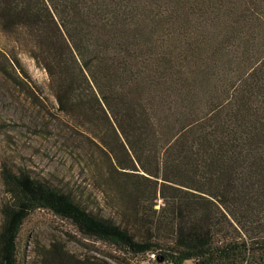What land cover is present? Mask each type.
<instances>
[{"label":"trees","instance_id":"obj_1","mask_svg":"<svg viewBox=\"0 0 264 264\" xmlns=\"http://www.w3.org/2000/svg\"><path fill=\"white\" fill-rule=\"evenodd\" d=\"M0 73L119 219L4 166L0 264L40 210L142 263L264 264V0H0Z\"/></svg>","mask_w":264,"mask_h":264},{"label":"rangeland","instance_id":"obj_2","mask_svg":"<svg viewBox=\"0 0 264 264\" xmlns=\"http://www.w3.org/2000/svg\"><path fill=\"white\" fill-rule=\"evenodd\" d=\"M22 63L33 81L48 94L46 72L26 55H22ZM50 100L53 103L52 98ZM48 124L47 111L36 108L10 78L0 73V225L5 199L1 174L4 166L15 173H27L55 189L73 191L77 197L82 195L89 211H100L119 223V219L101 201L97 189L90 185L91 180L82 173L78 161L67 156L63 145L50 137ZM77 145L81 143L77 142ZM53 245H59L81 259L97 257L111 264H142L140 257L128 256L115 246L81 236L70 222L51 212L36 211L22 226L18 257L23 264H40L41 255Z\"/></svg>","mask_w":264,"mask_h":264},{"label":"built area","instance_id":"obj_3","mask_svg":"<svg viewBox=\"0 0 264 264\" xmlns=\"http://www.w3.org/2000/svg\"><path fill=\"white\" fill-rule=\"evenodd\" d=\"M142 264H160V263L157 262L156 255L154 253H150L147 256V259H145V261Z\"/></svg>","mask_w":264,"mask_h":264}]
</instances>
